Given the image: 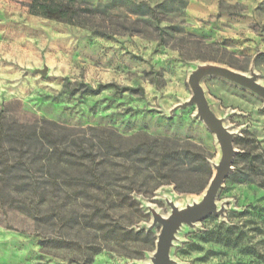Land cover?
<instances>
[{
  "label": "rangeland",
  "instance_id": "rangeland-1",
  "mask_svg": "<svg viewBox=\"0 0 264 264\" xmlns=\"http://www.w3.org/2000/svg\"><path fill=\"white\" fill-rule=\"evenodd\" d=\"M86 1L138 19L141 32L104 36L31 14L29 0H0V111L17 98L25 110L66 126L190 139L203 149L213 175L221 156L214 134L194 105L174 107L190 97L188 76L203 63L253 71L264 85V0ZM147 7L157 22L141 17ZM201 86L212 112L233 132L237 153L264 149L263 99L219 76L203 77ZM233 171L232 165L217 193L223 213L182 225L170 247L172 264H264V188ZM203 193L164 185L150 198L138 195L142 214L120 219L125 233L117 241L106 243L98 232L94 242L102 249L92 259L85 245L95 240L94 230L69 237L9 214L10 226L0 225V264H149L160 225L151 227L148 207L167 216L168 200L185 207ZM45 237L59 244H42ZM67 238L83 246L68 247Z\"/></svg>",
  "mask_w": 264,
  "mask_h": 264
},
{
  "label": "trees",
  "instance_id": "trees-1",
  "mask_svg": "<svg viewBox=\"0 0 264 264\" xmlns=\"http://www.w3.org/2000/svg\"><path fill=\"white\" fill-rule=\"evenodd\" d=\"M27 7L31 14L104 36L141 32L138 19L108 14L107 5L86 0H29ZM140 15L158 21L149 7ZM240 150L233 173L264 188V149ZM211 176L203 149L190 139L66 126L25 110L17 98L0 111V225L9 227V214L16 213L69 237L72 231L94 230L95 240L85 245L89 259L102 249L94 242L98 232L106 243L117 241L125 233L120 219L142 214L138 195L150 198L164 185L200 193ZM64 242L83 246L76 238ZM41 243L59 244L55 237Z\"/></svg>",
  "mask_w": 264,
  "mask_h": 264
},
{
  "label": "water",
  "instance_id": "water-1",
  "mask_svg": "<svg viewBox=\"0 0 264 264\" xmlns=\"http://www.w3.org/2000/svg\"><path fill=\"white\" fill-rule=\"evenodd\" d=\"M42 73L44 74V72ZM205 76L225 78L251 90L264 101V85L258 81L257 74L253 71L245 73L214 63L199 64L191 71L187 80L191 95L187 100L178 103L174 109L194 105L196 115L202 120L207 129L214 134L221 151V156L219 161L213 164L215 171L205 187L203 196L199 202L188 204L185 207H178L168 200L167 204L170 207V212L167 216H162L153 207H148L152 217L151 227L156 224L160 225V230L155 241V250L149 264H172V260L169 257L170 247L173 240H175V234L182 225L193 227L195 223L203 220L208 215L218 216L223 213V207H218L216 203L217 193L224 179L232 170L237 149L234 146L233 132L210 109L201 86V79Z\"/></svg>",
  "mask_w": 264,
  "mask_h": 264
}]
</instances>
